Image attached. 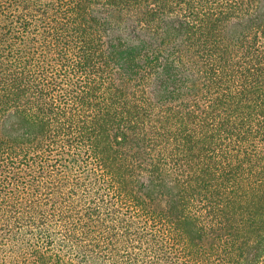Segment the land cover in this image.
I'll use <instances>...</instances> for the list:
<instances>
[{
    "label": "trees",
    "instance_id": "1",
    "mask_svg": "<svg viewBox=\"0 0 264 264\" xmlns=\"http://www.w3.org/2000/svg\"><path fill=\"white\" fill-rule=\"evenodd\" d=\"M0 264H264V0H0Z\"/></svg>",
    "mask_w": 264,
    "mask_h": 264
}]
</instances>
